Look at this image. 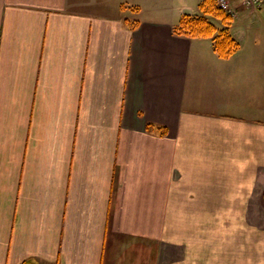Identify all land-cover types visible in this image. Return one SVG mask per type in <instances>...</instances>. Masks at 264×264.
<instances>
[{"label":"crops","instance_id":"1","mask_svg":"<svg viewBox=\"0 0 264 264\" xmlns=\"http://www.w3.org/2000/svg\"><path fill=\"white\" fill-rule=\"evenodd\" d=\"M201 1L0 0V264H264V19Z\"/></svg>","mask_w":264,"mask_h":264},{"label":"trees","instance_id":"2","mask_svg":"<svg viewBox=\"0 0 264 264\" xmlns=\"http://www.w3.org/2000/svg\"><path fill=\"white\" fill-rule=\"evenodd\" d=\"M198 9L199 13L185 14L181 20V25L175 32L192 39H210L214 54L221 60L229 59L240 47V43L229 31V26L234 20L233 17L226 11L216 8L215 0H202ZM260 10L264 19V2ZM212 20L221 23L220 28Z\"/></svg>","mask_w":264,"mask_h":264},{"label":"rangeland","instance_id":"3","mask_svg":"<svg viewBox=\"0 0 264 264\" xmlns=\"http://www.w3.org/2000/svg\"><path fill=\"white\" fill-rule=\"evenodd\" d=\"M232 1V3H235V2H237V3H239V6H241L242 8H243V5H242V3H243V0H231ZM264 2V0H262V3ZM262 6V5H261ZM217 8V7H216ZM233 8V7H232ZM236 7H234L233 9L234 10H236L235 9ZM257 8H255V10H256ZM236 12V11H235ZM238 11L236 12V17H238ZM236 17H234V19L236 18ZM259 19L261 20L262 19V11H256L255 12V14H254V17L253 18H251V21L253 22V24L255 25V24H258L259 23ZM240 20V19H239ZM239 20H233L232 22H231V27L229 28V31H231V34H233V35H237L238 36V38H242V36L245 34V31H244V29H243V26L240 24V21ZM213 21V23L218 27V28H220V25H219V22H217V21H215V20H212ZM254 35H256V34H254ZM253 35V36H254ZM251 39H253V38H251ZM237 41H238V39H236ZM257 92V91H256Z\"/></svg>","mask_w":264,"mask_h":264},{"label":"built area","instance_id":"4","mask_svg":"<svg viewBox=\"0 0 264 264\" xmlns=\"http://www.w3.org/2000/svg\"><path fill=\"white\" fill-rule=\"evenodd\" d=\"M261 0H243V7H246L247 9H255L256 7H259ZM215 5L217 8L222 9L226 11L227 14H229L231 17H235L236 12L231 6L230 0H215Z\"/></svg>","mask_w":264,"mask_h":264},{"label":"water","instance_id":"5","mask_svg":"<svg viewBox=\"0 0 264 264\" xmlns=\"http://www.w3.org/2000/svg\"><path fill=\"white\" fill-rule=\"evenodd\" d=\"M183 14H184V15H185V14L190 15V14H191V10H189V9H185V10L183 11Z\"/></svg>","mask_w":264,"mask_h":264}]
</instances>
